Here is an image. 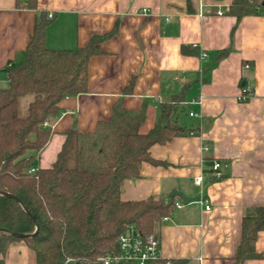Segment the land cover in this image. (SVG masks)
I'll return each instance as SVG.
<instances>
[{"label": "crops", "instance_id": "crops-1", "mask_svg": "<svg viewBox=\"0 0 264 264\" xmlns=\"http://www.w3.org/2000/svg\"><path fill=\"white\" fill-rule=\"evenodd\" d=\"M258 1L253 13L237 20L230 14L234 0H37V8L27 0H0V89L9 86V69L24 61L45 17L52 18L45 42L54 50L82 48L93 36L114 32L89 62L87 92L60 103L52 138L34 168H50L67 132H94L113 118L118 103L132 112L146 105L140 128L146 134L163 104L181 101L180 123L196 133L153 146L160 164L144 163L140 176L126 181L123 199L168 201L175 190L193 199H173L171 215L155 225L164 260L264 264V231L255 241L260 256L235 260L246 215L264 207V0ZM244 89L253 97L240 102ZM215 161L226 165L217 180ZM6 263L36 264L24 242L10 246Z\"/></svg>", "mask_w": 264, "mask_h": 264}, {"label": "trees", "instance_id": "trees-1", "mask_svg": "<svg viewBox=\"0 0 264 264\" xmlns=\"http://www.w3.org/2000/svg\"><path fill=\"white\" fill-rule=\"evenodd\" d=\"M27 2L37 8V0ZM258 6V0H234L230 14L241 20ZM51 21L45 17L36 24L24 61L9 69L10 84L0 89V230H6L0 232V264H7L9 248L18 242L28 246L36 264H102V257L119 251L122 235L154 234L157 221L171 215L173 199L125 200L124 185L140 176L144 163L160 164L151 155L153 146L196 133L180 123L186 112L181 101L163 104L157 124L146 134L140 132L146 105L132 112L118 103L113 118L100 121L94 132L73 127L55 163L31 173L52 138L60 103L87 92L89 62L114 34L95 35L75 50H54L45 42ZM37 229L33 238L14 235ZM261 231L264 207L246 215L236 261L260 256L255 241Z\"/></svg>", "mask_w": 264, "mask_h": 264}, {"label": "built area", "instance_id": "built-area-1", "mask_svg": "<svg viewBox=\"0 0 264 264\" xmlns=\"http://www.w3.org/2000/svg\"><path fill=\"white\" fill-rule=\"evenodd\" d=\"M218 15H224L225 12L218 10ZM202 58H207V54L203 53ZM253 97V92L251 89H244L239 96L240 102H246ZM191 117H199L195 112H190ZM45 127H48V124H45ZM226 165L215 161L212 166V172L214 178L221 179L224 177V169ZM31 173H36L37 169L32 168ZM197 185L202 184V177H197L195 179ZM202 205H206V209L210 210L208 201L202 199L200 201ZM177 207H182L180 203L177 204ZM162 254L160 249V243L156 234H151L147 237L137 236L131 232L122 235L119 238V251L117 253H110L101 258L102 264H149L161 260ZM170 260L166 261L168 264Z\"/></svg>", "mask_w": 264, "mask_h": 264}, {"label": "water", "instance_id": "water-1", "mask_svg": "<svg viewBox=\"0 0 264 264\" xmlns=\"http://www.w3.org/2000/svg\"><path fill=\"white\" fill-rule=\"evenodd\" d=\"M8 197H12V195L7 194ZM176 197L180 198L182 201L186 202V203H190L193 201L192 198H188L184 193L180 192V191H173L170 195V199H175ZM1 231H6V230H0ZM38 233V229L34 234L31 235H25V234H19V233H15L14 235L18 238H33L34 236H36V234Z\"/></svg>", "mask_w": 264, "mask_h": 264}, {"label": "rangeland", "instance_id": "rangeland-1", "mask_svg": "<svg viewBox=\"0 0 264 264\" xmlns=\"http://www.w3.org/2000/svg\"><path fill=\"white\" fill-rule=\"evenodd\" d=\"M183 204H187V203L183 201Z\"/></svg>", "mask_w": 264, "mask_h": 264}]
</instances>
